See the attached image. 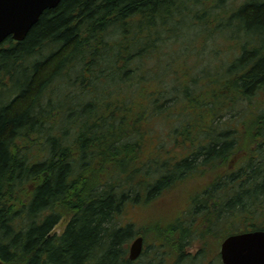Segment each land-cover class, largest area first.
<instances>
[{
	"label": "trees",
	"instance_id": "trees-1",
	"mask_svg": "<svg viewBox=\"0 0 264 264\" xmlns=\"http://www.w3.org/2000/svg\"><path fill=\"white\" fill-rule=\"evenodd\" d=\"M197 179L183 210L151 211ZM248 230H264V0H62L0 46L2 264H216Z\"/></svg>",
	"mask_w": 264,
	"mask_h": 264
},
{
	"label": "water",
	"instance_id": "water-1",
	"mask_svg": "<svg viewBox=\"0 0 264 264\" xmlns=\"http://www.w3.org/2000/svg\"><path fill=\"white\" fill-rule=\"evenodd\" d=\"M62 0H0V46L10 37L23 41L42 14ZM144 249L142 236L130 245V260H137ZM224 264H264V230L229 235L221 244Z\"/></svg>",
	"mask_w": 264,
	"mask_h": 264
},
{
	"label": "rangeland",
	"instance_id": "rangeland-1",
	"mask_svg": "<svg viewBox=\"0 0 264 264\" xmlns=\"http://www.w3.org/2000/svg\"><path fill=\"white\" fill-rule=\"evenodd\" d=\"M196 31L192 30V31H188L186 33V35H182V39H188V38H194L196 36ZM226 34V37H231V36H234L235 33L234 32H231V31H226L225 32ZM193 47V46H192ZM183 45H175L174 46V51L172 52L171 56L172 58L176 59L177 61H181L183 59V54L184 52L183 51ZM235 54V51H233L232 48H230L229 46L227 47V49H224L223 52L221 53V57L223 58V60L221 59V61L223 62H229L231 60V58L234 56ZM204 60V62H203ZM215 61H219L218 59H212L210 57V54L208 53V55H206V52L204 53V51H196L195 53H191V56H190V63L193 65L194 63H197L198 65H200V63H204V64H207L208 65V69H207V72L208 73H213L214 71V68L216 67H213L214 64H217L218 63ZM200 69V68H199ZM159 75H161L159 73ZM170 143V142H169ZM170 145V144H168ZM185 183H188V184H185ZM185 183H182L181 187H179L177 189V191H173V193L171 194H166L164 195L163 197L159 198L157 200V205H161L160 207H157V208H154L153 210L151 211H157V210H164V213L163 214H166L165 211H170V210H183L184 208V204H185V199H186V190H189L191 189L190 191L193 192L195 191L198 187V184H199V180H190L188 182H185ZM193 187V189H192ZM179 190V191H178ZM177 203V204H176ZM156 205V206H157ZM150 210H141V209H138L137 207L134 208L133 211L130 212V217L132 219H134L136 222H143L150 214L151 212ZM162 215L161 213H151L149 218L148 219H151L153 220L151 223H155L154 221H157L159 219V216ZM129 216V214H128ZM125 217L121 216L120 219L122 220V222L126 221V219H124ZM165 223L166 221H168V219H164ZM65 221L61 222L54 230V232L56 234H62L63 233V230L65 228ZM149 243V242H147ZM193 250H191L190 252H193ZM216 264H220V262H217ZM222 264V263H221Z\"/></svg>",
	"mask_w": 264,
	"mask_h": 264
}]
</instances>
